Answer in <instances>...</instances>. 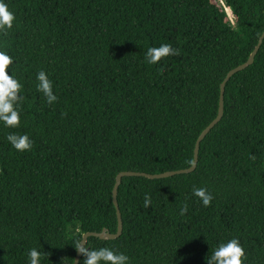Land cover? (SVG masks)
I'll list each match as a JSON object with an SVG mask.
<instances>
[{"label": "trees", "instance_id": "trees-1", "mask_svg": "<svg viewBox=\"0 0 264 264\" xmlns=\"http://www.w3.org/2000/svg\"><path fill=\"white\" fill-rule=\"evenodd\" d=\"M6 3L16 22L0 34V50L13 58L9 75L23 100L21 126L0 125V264H26L30 248L42 264H74L85 233L117 232L119 173L192 166L221 83L263 34L264 0ZM163 43L178 55L147 64L146 50ZM38 71L53 84V104L37 91ZM13 132L27 134L32 149H13ZM193 187L212 194L210 206ZM117 200L121 237H91L86 247L122 251L130 264H205L219 241L235 237L247 264H264V40L226 84L223 118L202 141L196 170L125 177Z\"/></svg>", "mask_w": 264, "mask_h": 264}, {"label": "clouds", "instance_id": "clouds-1", "mask_svg": "<svg viewBox=\"0 0 264 264\" xmlns=\"http://www.w3.org/2000/svg\"><path fill=\"white\" fill-rule=\"evenodd\" d=\"M16 22L15 13L10 10L6 0H0V34L10 31ZM178 55V50L171 44L163 43L159 47H149L145 52V61L149 65H156L169 56ZM14 63L13 58L0 50V125L5 128L16 129L21 126L20 105L23 100L22 84L14 74L9 75V66ZM37 91L42 92L46 102L53 104L57 96L53 92V84L44 71L36 74ZM7 141L17 152H27L33 147V141L27 134L10 133ZM192 195L200 201L203 207L210 206L213 196L204 187H193ZM144 208L151 206V198L144 197ZM186 211L181 208V215ZM75 250L83 257V264H130V258L124 252L109 247L88 248L84 242H77ZM248 257L239 239L232 237L219 241L208 255L205 264H247ZM43 254L37 248H30L26 254V264H42Z\"/></svg>", "mask_w": 264, "mask_h": 264}, {"label": "water", "instance_id": "water-1", "mask_svg": "<svg viewBox=\"0 0 264 264\" xmlns=\"http://www.w3.org/2000/svg\"><path fill=\"white\" fill-rule=\"evenodd\" d=\"M263 40H264V31H263L262 36L259 39L258 44L254 48L253 52L250 54L247 62L236 67L235 69L231 70L227 74V76L225 77L223 82L221 83L220 97H219V108H218L217 117L198 137V139L195 143L194 161H193L192 166L187 168V169H183V170H179V171H169V172H165L162 174H155V175H150V174L141 173V172H121V173H119L116 177L115 185H114V188L112 190V202H113V205L116 209L117 223H118L117 232L112 234L108 231V229H103L100 233H95V232L85 233L82 236V240H81L82 242H84L85 246L87 245L88 239L91 237L98 238L100 240H105V241L116 240V239L121 237V235L123 233V220H122V214H121V211L119 208L117 196H118V189L122 183L123 178H125V177H142V178H146L149 180H161V179L170 178V177L177 176V175L190 174L196 170L197 165H198V161H199L200 145H201L202 141L206 138V136L212 131V129L223 118V115H224V95H225L226 84L230 81V79L235 74L245 70L246 68H248L249 66H251L254 63L255 57H256V55H257V53H258V51H259V49L263 43ZM81 257H82V255L79 252H77L75 260H74V264H79Z\"/></svg>", "mask_w": 264, "mask_h": 264}, {"label": "rangeland", "instance_id": "rangeland-1", "mask_svg": "<svg viewBox=\"0 0 264 264\" xmlns=\"http://www.w3.org/2000/svg\"><path fill=\"white\" fill-rule=\"evenodd\" d=\"M227 18L233 20V15L229 9H226Z\"/></svg>", "mask_w": 264, "mask_h": 264}]
</instances>
